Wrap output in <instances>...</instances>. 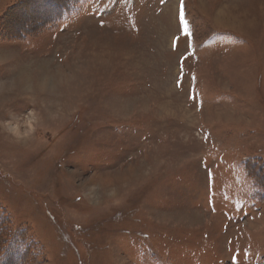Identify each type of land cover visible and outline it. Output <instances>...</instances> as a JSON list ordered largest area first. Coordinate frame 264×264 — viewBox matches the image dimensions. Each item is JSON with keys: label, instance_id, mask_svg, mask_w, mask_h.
<instances>
[{"label": "rangeland", "instance_id": "rangeland-1", "mask_svg": "<svg viewBox=\"0 0 264 264\" xmlns=\"http://www.w3.org/2000/svg\"><path fill=\"white\" fill-rule=\"evenodd\" d=\"M183 4L0 0L3 264H264V0Z\"/></svg>", "mask_w": 264, "mask_h": 264}, {"label": "clouds", "instance_id": "clouds-1", "mask_svg": "<svg viewBox=\"0 0 264 264\" xmlns=\"http://www.w3.org/2000/svg\"><path fill=\"white\" fill-rule=\"evenodd\" d=\"M28 116L33 118V124L35 125V127H29L28 129L27 136L30 137L36 131V127L39 126L40 118L38 114H35L31 111L28 113ZM0 128H2L7 134L17 137L18 132L16 124L12 123L11 121L3 122L0 124Z\"/></svg>", "mask_w": 264, "mask_h": 264}, {"label": "trees", "instance_id": "trees-1", "mask_svg": "<svg viewBox=\"0 0 264 264\" xmlns=\"http://www.w3.org/2000/svg\"><path fill=\"white\" fill-rule=\"evenodd\" d=\"M255 179V178H254ZM258 183V182H257ZM262 185H260L261 187H262V189H263V191H264V185H263V183H261ZM262 199H264V195H263V197H262ZM4 235H5V233L3 232V233H1L0 234V264H3V262L5 261V260H8V257H9V252L7 253V254H5V250H3L2 251V249H4L5 247H7L6 245H5V242H6V240L7 239H3L4 238ZM24 236L23 235H21V234H19V233H17L16 231H13V233H11V236H10V238H12L11 240H9V242H15V241H17L18 239H20V240H22V238H23ZM1 238H2V240H1ZM7 238V237H6ZM13 248H11L9 251L11 252V250H12ZM8 250V249H7ZM23 250V253L25 254V252H26V249H22ZM4 260V261H3ZM2 261V262H1ZM6 262V261H5Z\"/></svg>", "mask_w": 264, "mask_h": 264}, {"label": "snow or ice", "instance_id": "snow-or-ice-1", "mask_svg": "<svg viewBox=\"0 0 264 264\" xmlns=\"http://www.w3.org/2000/svg\"><path fill=\"white\" fill-rule=\"evenodd\" d=\"M179 23L181 25V30L183 32V35L189 36L191 33L188 28V22L185 19L183 0H180ZM189 47H191V43H189Z\"/></svg>", "mask_w": 264, "mask_h": 264}]
</instances>
